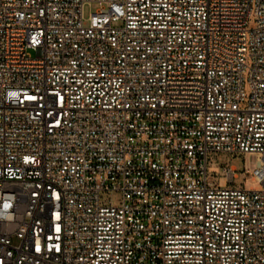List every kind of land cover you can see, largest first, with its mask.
Here are the masks:
<instances>
[{
  "label": "built area",
  "instance_id": "1",
  "mask_svg": "<svg viewBox=\"0 0 264 264\" xmlns=\"http://www.w3.org/2000/svg\"><path fill=\"white\" fill-rule=\"evenodd\" d=\"M0 264H264V0H0Z\"/></svg>",
  "mask_w": 264,
  "mask_h": 264
},
{
  "label": "rangeland",
  "instance_id": "2",
  "mask_svg": "<svg viewBox=\"0 0 264 264\" xmlns=\"http://www.w3.org/2000/svg\"><path fill=\"white\" fill-rule=\"evenodd\" d=\"M99 6L97 4H92L91 7L85 9V18H88L90 13L95 12ZM256 158L254 156H245L243 154L232 155L230 153H210L209 154V167H217L220 170V173L215 176L216 180L223 176V168L230 165L235 166L239 172V178L235 180L234 185L237 188H251L256 187L258 184L251 179L250 176H245L243 174L244 166L247 165L251 169L255 167ZM103 202L112 201L114 204L119 203L120 196L114 192H106L101 196Z\"/></svg>",
  "mask_w": 264,
  "mask_h": 264
}]
</instances>
